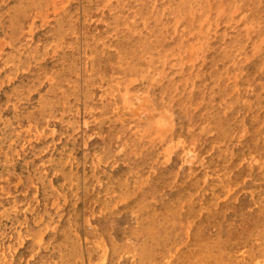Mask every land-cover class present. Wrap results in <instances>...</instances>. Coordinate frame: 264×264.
Returning <instances> with one entry per match:
<instances>
[{
	"label": "rangeland",
	"instance_id": "374dc122",
	"mask_svg": "<svg viewBox=\"0 0 264 264\" xmlns=\"http://www.w3.org/2000/svg\"><path fill=\"white\" fill-rule=\"evenodd\" d=\"M117 1L100 12L91 0H0V264H264L256 249L264 240V98L254 109L260 142L249 149L257 116L245 114L226 140L208 128L197 142L189 129L205 109L186 107L181 96L196 76V85L206 81L209 50L222 47L226 31L213 19L220 14L193 34L190 52L163 53L164 66L149 72L142 0L119 18L109 13ZM71 22L75 36L65 28ZM110 26L128 42L125 53L122 38L110 41ZM250 26L222 72L224 91L243 98L237 81L251 63L242 53L264 48ZM95 30L108 38H95L98 58L86 44ZM208 96L224 116L238 114L237 103ZM198 185L211 208L200 204L201 217L186 226L187 196L200 203ZM206 213L214 216L197 226Z\"/></svg>",
	"mask_w": 264,
	"mask_h": 264
},
{
	"label": "bare ground",
	"instance_id": "6f19581e",
	"mask_svg": "<svg viewBox=\"0 0 264 264\" xmlns=\"http://www.w3.org/2000/svg\"><path fill=\"white\" fill-rule=\"evenodd\" d=\"M132 1L134 0H118L113 6L109 7V13L111 12L113 16L117 18L121 17L125 9V6L131 3ZM141 2H142V5H141L140 15L145 20H149L151 22L150 27H149V35L152 37V40L149 45L150 46L149 50H152V53H151V59L147 66V69H149V72L153 71L155 68L159 67L161 64L163 65L162 63V61H164L162 60L163 53L165 54L166 52H170L175 55L179 54L180 56H182L183 53L188 52V51L190 52L191 45L189 44V41L195 38L197 39V37L194 36L193 34L195 33L198 36L203 35L202 27L205 26L204 24L207 23L209 19H212L215 13H217V15L220 14L219 16L215 15L214 16L215 18L213 19L221 20L225 24L224 26H226V31L222 32V34L218 36L220 39L223 40L222 47H219V48L215 47L209 50L210 55H209L208 61L210 63H209L208 71L206 74V81H204L203 85L198 86L196 85L197 82L195 83V79L198 77L196 76L194 79L190 80L189 87L184 88L181 92V96L183 98V101L186 107L187 106L197 107L199 104H201L203 109H205V111L201 115L198 125L195 126L194 129H189L190 130L189 136L196 135L197 137L196 141L199 142L201 139H203L206 136L207 131H208L207 129L212 128L213 131H215L214 133L219 136V139L226 140L227 137L231 135L232 133H234L235 130L238 128V126L242 122L241 118L245 114L251 113V116H257L255 117L256 125L254 123L249 122L248 127L250 131L253 132V134H255L256 136L252 138V140L248 144H246V146L249 149H251L255 147L257 144H259L260 137H257V135L260 133V131H256V130H260L263 122H261L259 115L256 114V111H254V109L260 106V101L261 99L263 100L264 98V48L261 51L257 50L261 56H258V53L256 54V53H253L252 51L250 52L245 51L244 53H242L245 55L246 59L247 58L249 59V61L244 60V62L247 61L248 63H251L249 66L245 68L239 67L240 74H239L237 82H238V85L247 92L246 98L245 96L243 98L240 92H238L237 94H233L230 88L228 92L224 91L222 87L223 85L222 84V80H223L222 72L224 70L228 71L227 70L228 63L232 64V61H234L235 58H238L237 56L240 55V53L243 51V49L241 48L245 45V42H248V39L246 38V33H247L246 30L248 26L255 24L256 28L258 27L259 34H263L264 36V0H142ZM90 6L94 7L96 11L101 10L100 12H102L105 7L108 8V4H106V0H91ZM236 6L241 7L239 11H236L237 9L235 10ZM92 7L90 8L92 9ZM89 13L88 11H86V15H88ZM113 16L112 18L107 20L108 23H111V22L112 24L114 23ZM96 21H99V20L97 19ZM89 22H90V19H89ZM65 28H69V31L71 32V34L75 36V27L72 22L68 25H65ZM249 28H251V26ZM170 30L176 34V38L167 40V41L162 40V37L165 34H168ZM108 31H109L110 36L116 35V37L111 38L110 41H119L118 44H120L121 43L120 41H122L123 39L124 42L122 43V47H121L122 49H119V50L121 53H125L128 49V42L125 41V38L122 37L119 31H114L111 28V26L109 27ZM89 35L90 36H88L86 44L88 45V47L94 48V49H91L92 53H94L96 58H98L100 54H102V52L96 48L95 38H98V36H103V42H106L105 38L107 37L105 34H103L101 30L100 32L95 30V32H91V34L89 33ZM207 39H206V45H207ZM253 44H255V42H252L251 46ZM204 45L202 44V48H205ZM195 48L196 46L193 49ZM183 61L184 60H182V62ZM234 64L236 68L238 65L237 63H234ZM73 75H74V68H73ZM155 75H157V77L159 76L158 74H155ZM153 77L150 79V81L154 85L159 84L156 81L157 77L155 76L156 77L155 80ZM164 80L165 81L162 83L169 85L171 82V77L166 76ZM195 87H196V90L191 95V90ZM165 90H166V94L170 92L169 89H165ZM210 91L213 92L217 96L218 99H221L224 97L227 99L223 98V101L227 103H231L233 105L237 103L236 106L238 107L237 108L238 114H236L232 118H229L228 116L227 117L224 116L222 114V111L219 109L220 106H216L215 104L211 102L210 99L212 97L210 96L207 97V92H210ZM172 92H176V91H172ZM248 93L253 94L254 100L248 98L249 97ZM242 98L243 100H241ZM240 100L242 102L245 100L244 105H242ZM158 127H161V125L157 126V128ZM196 193L199 195L200 203L199 202L192 203V196H187L188 197L187 204L189 205L187 207L185 217L183 218V221L184 223H186V226H194L193 224L194 218L201 214L202 205L205 206L206 211L208 208H211L210 206L211 201L208 200L207 202L205 201L204 203L203 197L201 196V187L199 185L196 188ZM207 215H210L213 217L214 213L202 214V222L198 223L197 226H205V224L208 222V220L206 219ZM199 217H201V215ZM241 230H242L243 235H245V230L243 228ZM262 235H263V232L261 228L256 232V238L262 239ZM185 237L187 238L186 235ZM245 241L246 240L242 241L244 245H245ZM263 241L264 240H262V246L259 244L257 247L259 246L260 247L259 248L256 247L257 250L261 249L260 250L261 254H264V248H262L264 244ZM199 244H200V248H202L203 244L201 242ZM256 253H258V251ZM247 257L248 256H246V253H244L243 260H246ZM142 262L145 263V261H142ZM193 264H200V263L194 262Z\"/></svg>",
	"mask_w": 264,
	"mask_h": 264
}]
</instances>
